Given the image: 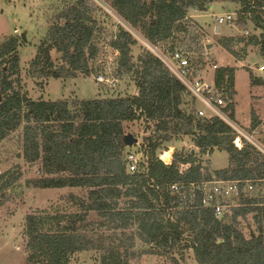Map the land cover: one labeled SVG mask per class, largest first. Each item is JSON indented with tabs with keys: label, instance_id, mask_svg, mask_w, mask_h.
I'll return each mask as SVG.
<instances>
[{
	"label": "trees",
	"instance_id": "16d2710c",
	"mask_svg": "<svg viewBox=\"0 0 264 264\" xmlns=\"http://www.w3.org/2000/svg\"><path fill=\"white\" fill-rule=\"evenodd\" d=\"M103 1L150 43L172 52L181 50L180 36L194 27L190 11H206L214 0ZM224 1L238 4L241 24L245 26L247 19L252 25L250 32L236 37L242 50L257 47L264 60V0ZM99 10L93 0H74L55 13L46 36L36 45L27 74L43 80L90 75V61L97 55L102 35ZM103 14L116 28L108 35V45L118 57L108 72L117 78L130 75L134 94L33 99L21 87V37L13 34L0 42V141L21 128L23 158L38 163L41 174L27 179L28 186L86 190L83 196L69 195L75 211L36 209L25 215L26 262L70 264L74 254L96 249L99 264H140L143 254L164 255L170 264H183L184 252L191 249L197 264H264V193L260 190L264 154L244 139L238 148L232 128L217 115L199 116L196 99L144 46L134 60L132 47L139 41L110 14ZM233 40L219 36L218 43L232 53ZM52 50L60 54L57 61ZM188 57L197 68L205 64L201 57ZM245 70L251 85H264V77L255 76L248 67ZM234 73L235 67L221 65L211 77L224 99L222 109L233 120ZM135 120H143L152 131L143 137L145 160L129 171L130 149L122 138L124 124ZM258 123L251 112L249 129ZM180 135L189 136L200 154L225 151L228 165L208 171L193 151L183 149H175L172 161L165 163L158 151H166L165 143ZM18 177L0 173V192ZM218 179H248L253 184L245 193L244 183L239 185L238 206L219 219L210 207L200 204L198 194L189 203L188 193L190 183ZM172 184L180 185L178 191L170 188ZM91 212L97 220H88ZM248 214L255 229L245 235L239 219ZM103 227L110 233L94 229ZM93 229L96 233L87 235ZM136 240L150 249L137 250Z\"/></svg>",
	"mask_w": 264,
	"mask_h": 264
},
{
	"label": "rangeland",
	"instance_id": "374dc122",
	"mask_svg": "<svg viewBox=\"0 0 264 264\" xmlns=\"http://www.w3.org/2000/svg\"><path fill=\"white\" fill-rule=\"evenodd\" d=\"M73 1L0 0V42L13 34L20 36V33L26 29L27 40L22 41V44L18 47L22 89L33 99L42 98L45 100L59 98L93 99L136 93V87L130 75L118 77V83L115 86L95 83V74L98 71H111L118 57L117 51L108 45V35L116 28L112 25L111 19L105 18L103 14V12H107L103 0H93L100 7L97 18L101 21L102 35L98 38L97 55L90 61L92 67L90 75L77 76L72 79L48 78L43 80L27 74L29 61L35 54L36 45L46 36L53 15ZM238 8V4L224 0H214L206 11L192 9L190 15H192L194 27L186 35L180 36V40L183 42L181 50L184 53H187L192 59L201 57L204 60L205 64L201 67V70L205 71L202 74L205 78L208 75V77H212L213 63L217 64V67L225 64L237 66L234 75V89L236 90L234 115L239 123H247L249 120L247 124L241 123V126L249 130L251 108L256 110L260 117H264V86L251 85L248 71L245 70L244 66V68L241 66L248 65L252 68L254 74L264 77V72L257 69L258 64H263L264 60L258 53V48L253 46L249 47L248 52L254 51L255 53H245L248 56L244 60L237 59L238 55L243 53V50L240 49L242 44L237 42L236 37L241 36L245 30L250 32L252 29V25L247 19L245 20V26L241 24L237 13ZM226 13H233L236 20L233 23L219 24L218 32V30H215L216 17ZM113 19L115 20L114 17ZM16 29L18 33L14 32ZM219 36L234 38L230 43L232 53H229L226 47L218 43ZM139 43L132 47L134 60L143 46ZM204 44H209V47H205ZM51 55L56 61L60 57V54L55 50L51 51ZM185 99L190 102L191 97L187 95ZM196 107L197 109H203L207 114L211 113L208 108L198 101H196ZM124 125L125 134L132 133L138 139V143L129 147L130 151L136 150L144 154L143 137L149 135L152 128H146L143 120L127 122ZM257 135H259L257 136L259 140L256 138L259 144L263 143L264 146V123L259 127ZM165 145L168 148L165 153L168 152L171 156L175 149H183L187 152L193 151L208 171L228 165V156L225 151L215 149L211 154H200L187 135L177 136ZM160 153L162 152L159 150L158 154ZM0 173H7V176L13 175V177L19 176L17 180L11 182L7 189L0 192V264H28L24 250L25 238L22 232L25 215L34 212L36 209L46 210L50 213L75 211L77 207L71 201L69 195L83 196L86 190L78 187L37 188L28 186L25 182L27 179L36 178L41 174L38 163H29L23 158L21 128L11 132L5 139L0 141ZM260 190L264 193L263 186H260ZM97 219L98 217L94 212L88 215V220L95 221ZM239 220V228L245 235H248L250 231H254L255 224L251 214H248L245 219L240 218ZM94 229L95 231L110 233V230L106 231L105 227ZM94 229L87 230V235H92ZM136 249L147 250L150 249V246L136 240ZM184 255L185 262L183 264H197L191 249L186 250ZM139 263L170 264V261L164 255L143 254ZM70 264H99V251L88 249L78 252L73 255Z\"/></svg>",
	"mask_w": 264,
	"mask_h": 264
},
{
	"label": "built area",
	"instance_id": "2783aa9c",
	"mask_svg": "<svg viewBox=\"0 0 264 264\" xmlns=\"http://www.w3.org/2000/svg\"><path fill=\"white\" fill-rule=\"evenodd\" d=\"M107 12L113 16L118 24H121L124 28L130 31L135 38L150 52H152L166 68H168L175 77L186 87L187 91L210 110V114H207L203 109H198L197 114L199 116L217 115L224 120L233 130L234 144L240 148L244 139L254 146H256L264 154V146L259 144L253 137V134L246 130L243 126L238 124L235 120L231 119L229 115L222 109L224 99L219 93L216 92L213 79H207L202 75V70L196 66L191 65L187 53L181 50L175 49L172 52L162 50L157 45L150 43L142 34L136 29L130 26L124 19H122L112 8L105 4ZM236 17L233 13H226L216 17V25L222 23H233ZM18 33V30H14ZM247 33V31H245ZM217 64L213 63L212 68H216ZM258 69L264 71V63L261 64ZM94 80L96 84H106L108 86H115L118 83V79L111 72L98 71ZM236 139L240 144H236ZM165 151L158 154V157L165 163L171 161L164 160ZM145 160L142 152L130 151L127 155V165L129 171H135L138 165ZM244 183L245 192L253 189L251 180H235V179H218V180H202L199 182H193L188 184L189 190V203H193L196 195L198 194L200 204L204 207H210L216 218H222L225 214L230 213V209L234 206H238L239 199V185ZM172 190L178 191L180 185L172 184L170 186ZM237 201V202H236Z\"/></svg>",
	"mask_w": 264,
	"mask_h": 264
},
{
	"label": "crops",
	"instance_id": "0c3cea01",
	"mask_svg": "<svg viewBox=\"0 0 264 264\" xmlns=\"http://www.w3.org/2000/svg\"><path fill=\"white\" fill-rule=\"evenodd\" d=\"M216 28H217V25H215V30H216ZM218 31H219V26H218ZM249 47H251V46H248V47H246L245 48V50H243V53L242 54H240V55H238L239 57L237 58V59H239V60H244L248 55L247 54H250L251 52H253V53H255L254 51H249L248 52V50H249ZM241 50H242V46H241V48H240ZM229 52V51H228ZM230 53V52H229ZM245 53H247V54H245ZM232 55V54H231ZM226 66H231V67H235V71H236V69H237V66H235V65H229V64H225ZM261 64H258V66H257V69H258V67L260 66ZM221 66V65H220ZM243 66L244 67H248L250 70H251V72L253 73V71H252V68L250 67V66H248V65H242L241 67L243 68ZM259 70V69H258ZM260 71V70H259ZM204 70H202V74H204ZM261 72H264V71H261ZM254 74V73H253ZM234 75H235V73H234ZM255 76H259V77H263V76H261V75H256V74H254ZM209 76V75H208ZM208 76H206V78H208V79H211L210 77H208ZM205 77V76H204ZM262 86H264V85H262ZM233 89H234V87H233ZM234 91H235V94H234V96L236 95V90L234 89ZM251 112H253L254 113V115H255V117L258 119V121H259V123H258V125L256 126V127H254V128H252V129H249L250 130V132L253 134V137L256 139H258V137L257 136H259V135H257V133H258V130H259V127L260 126H262L263 125V123H264V117H260L259 115H258V112L256 111V110H254L253 108H251ZM235 121L238 123V124H240V125H242V124H247V123H249V120H248V122L247 123H243V122H240L239 123V120H237L236 118H235ZM242 123V124H241ZM251 123V122H250ZM249 128H250V125H249ZM246 130H247V128H246ZM248 130V131H249ZM256 136V137H255ZM256 139V141H258ZM259 142V141H258ZM263 144V143H262Z\"/></svg>",
	"mask_w": 264,
	"mask_h": 264
},
{
	"label": "water",
	"instance_id": "95a60500",
	"mask_svg": "<svg viewBox=\"0 0 264 264\" xmlns=\"http://www.w3.org/2000/svg\"><path fill=\"white\" fill-rule=\"evenodd\" d=\"M216 30H218V26H217ZM20 37H21L22 41H26L27 40L26 39V29H24L20 33ZM206 47H209V44H207ZM122 140H123L124 145L127 146V147H132L134 144L138 143L137 137H135L132 133H129V132L126 133V134H124ZM235 141H236V144L237 145L240 144V142H239L238 139H236ZM164 160H170V161H172V156L168 152H166L164 154Z\"/></svg>",
	"mask_w": 264,
	"mask_h": 264
}]
</instances>
